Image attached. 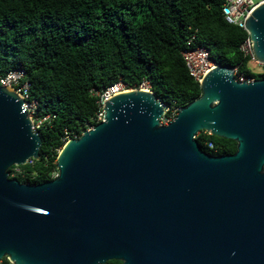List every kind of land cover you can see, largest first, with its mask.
<instances>
[{
  "label": "water",
  "instance_id": "95a60500",
  "mask_svg": "<svg viewBox=\"0 0 264 264\" xmlns=\"http://www.w3.org/2000/svg\"><path fill=\"white\" fill-rule=\"evenodd\" d=\"M244 29L264 65V2ZM199 85L168 125L153 92L113 96L37 185L9 178L39 159L42 140L24 101L0 86V262L264 264V79L240 82L215 65ZM203 131L236 152L207 154Z\"/></svg>",
  "mask_w": 264,
  "mask_h": 264
},
{
  "label": "trees",
  "instance_id": "16d2710c",
  "mask_svg": "<svg viewBox=\"0 0 264 264\" xmlns=\"http://www.w3.org/2000/svg\"><path fill=\"white\" fill-rule=\"evenodd\" d=\"M225 0H0V73L21 69L37 115L48 116L38 134L39 159L8 170L9 178L37 185L57 175L56 160L65 137L96 125L94 92L121 82H147L156 98L179 109L201 88L189 74L182 52L208 50L215 65L254 74L250 54L240 49L248 33L227 23ZM166 116V115H165ZM195 140L209 155H230L236 143L207 132ZM0 264H11L3 258ZM106 264H121L109 261Z\"/></svg>",
  "mask_w": 264,
  "mask_h": 264
},
{
  "label": "built area",
  "instance_id": "2783aa9c",
  "mask_svg": "<svg viewBox=\"0 0 264 264\" xmlns=\"http://www.w3.org/2000/svg\"><path fill=\"white\" fill-rule=\"evenodd\" d=\"M263 2L264 0H225V3L222 7L223 18L229 24L244 28V20L246 19V17H248L251 12ZM240 49L244 52V54H250L252 56L251 42L249 38L245 40ZM181 55L189 74L199 84L201 83L203 77L207 74V72L215 66V64L210 59L208 50L201 47L185 50ZM252 60L256 62L253 56ZM235 70L236 69H233V73H235ZM24 78L25 73L21 69H13L6 73H0V86L14 90L24 101L22 107L32 121L33 131L38 133V130L41 129L45 121L48 119V116L42 118L38 117V102L36 100L30 99L29 83L27 81H24ZM235 79L240 82L253 81V79L243 76H237V78ZM130 90L150 91L149 85L145 81L135 88H127L124 84L119 82L105 88L101 92L95 91L94 94L97 97L98 105V111L95 116V123L98 124L103 120L104 111L102 107L107 100H109L113 96ZM179 110L180 109L176 107L174 103L172 105L164 104V111L162 118L160 119V125H168L170 122H172ZM93 127L94 125H92L91 123H87L85 130H90ZM78 137L80 136H74L72 138L77 139ZM72 138L65 137L63 140V144H65L69 139Z\"/></svg>",
  "mask_w": 264,
  "mask_h": 264
},
{
  "label": "rangeland",
  "instance_id": "374dc122",
  "mask_svg": "<svg viewBox=\"0 0 264 264\" xmlns=\"http://www.w3.org/2000/svg\"><path fill=\"white\" fill-rule=\"evenodd\" d=\"M261 66H262L261 64H258L253 60L249 64V67L253 71L254 74H262L263 73V69Z\"/></svg>",
  "mask_w": 264,
  "mask_h": 264
}]
</instances>
